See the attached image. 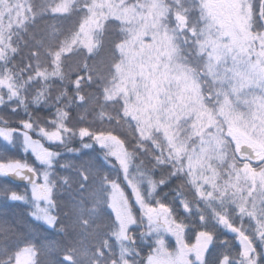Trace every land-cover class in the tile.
Returning <instances> with one entry per match:
<instances>
[{
	"label": "snow or ice",
	"instance_id": "6c2138e0",
	"mask_svg": "<svg viewBox=\"0 0 264 264\" xmlns=\"http://www.w3.org/2000/svg\"><path fill=\"white\" fill-rule=\"evenodd\" d=\"M246 2L240 4V26L235 32L239 39H226L224 29L215 24L202 27L199 19L189 25L191 9L185 10V43L192 45L200 61L198 67L177 66L174 60L187 58L173 57L167 65L165 82L170 87L163 89L168 105L161 125L163 137L151 135V125L145 127L140 120L141 131L133 137L137 142L129 147L128 139L118 133L83 124L70 127L67 110H58L57 120L49 121L51 130L40 126L38 139L31 136L35 130L31 119L12 130L23 137L24 158L0 160V209L23 207L27 223L20 231L0 219V264H17L21 250L30 257V264H75L72 253L61 252L55 241L42 237L49 230H66L58 214L57 194L70 178L56 172L60 153L46 144H64L67 133L76 135L83 149L92 150L95 145L106 161L115 162L113 178L95 167L91 158L83 160L77 168L78 188L88 200L112 191L110 220L118 228L112 232L117 240L126 235L128 223L136 222L135 202L147 224L142 242L151 239L145 264H264V0H251L247 11ZM63 7L59 4L52 10ZM85 7L91 11L94 6ZM257 18L261 27L253 33L250 29ZM209 36L218 41L215 47ZM56 58L61 59L59 51ZM83 67L91 81L86 61ZM81 79L77 76L72 81L74 88L79 89ZM249 87L259 93L245 91ZM181 119L187 128L178 123ZM8 136L0 128V138ZM147 143L160 154L147 149ZM137 150L147 151L152 163L137 162ZM171 161L175 163L169 166ZM68 166V162L61 163V167ZM157 166L159 177L154 175ZM172 183L175 186L169 190L175 195L165 200L168 192L162 189ZM125 185L133 193L131 198ZM117 190L123 193L128 223L120 220ZM169 238L175 241V249L169 248ZM103 256L98 251L92 259L100 264ZM112 264H119V259Z\"/></svg>",
	"mask_w": 264,
	"mask_h": 264
},
{
	"label": "trees",
	"instance_id": "16d2710c",
	"mask_svg": "<svg viewBox=\"0 0 264 264\" xmlns=\"http://www.w3.org/2000/svg\"><path fill=\"white\" fill-rule=\"evenodd\" d=\"M118 1L121 2L0 0V128L11 130L8 137L0 138V160L24 158L20 151L23 137L12 132L19 127L21 121L27 122L31 119L35 128L31 136L38 139L39 127L47 126L51 130L52 125H49V121L57 120L58 110L70 112L67 120L70 127L76 128L83 124L94 130L118 133L128 139L129 147L137 142L133 137L141 131L138 126L140 120H143L145 127L151 125L149 129L151 135L163 137L164 130L161 127L163 123L157 126L162 128L158 130L147 119L153 114L140 112L145 114L146 120L137 113L140 97L145 101L148 93L152 99L156 96L157 90L154 91L155 88L149 81L153 66L151 57L156 59L161 53L156 51V45L142 44L151 36L146 35L144 31L140 32L143 27L140 22H133L129 19L130 16L128 22H122L113 14L117 7H127L131 4H136L138 12L143 0ZM159 1L164 8L162 28L172 35L174 49L178 52L175 57L187 58L186 61L182 59L175 61L178 65L190 63L197 66L200 58L192 45L185 43L187 32L184 12L191 9L188 24L191 25L193 20L199 19L202 27H205V23L206 26L209 22L212 23L210 15L215 18L216 13H212L208 8L209 13H206L204 8L206 0ZM100 3L102 5L98 6ZM250 3L251 0H247L245 5L248 6ZM59 4L65 7L53 11L52 9ZM85 5L94 6L93 10L90 11ZM225 11L230 12L229 8ZM97 13L100 17L91 30L90 41H86L80 28L84 22L91 21L92 18L95 20ZM132 14L136 15V12ZM120 17L122 18L121 15ZM136 17L138 18L137 15ZM260 27L257 18L250 31L254 33ZM130 37L131 43L125 47ZM135 37L138 40L133 42ZM143 47H146L145 52L141 50ZM171 50V44H164L160 52L168 54ZM58 51L60 60L56 58ZM127 51L129 55L126 54ZM133 53L141 54L133 60ZM85 61L91 69V81L89 72L83 67ZM77 76L83 77L79 89L74 88L72 84ZM122 88L129 92L123 93ZM162 92L164 95L157 100L156 105L161 108L159 113H163L166 119L165 109L168 105L164 90ZM81 97L83 103L80 102ZM240 110L244 111L242 107ZM178 123L187 128L184 119ZM180 135L183 136L184 133L181 132ZM84 142L90 143L88 140ZM46 146L60 153L56 172L70 179L67 185L60 187L57 194V200L60 202L58 214L66 230L59 233L49 230L42 234V237L55 241L61 252L72 253L75 264H97L92 257L98 251L104 252L100 264H112L113 259H119V264H125V261L129 264H144V257L148 255L151 247V239H148L147 243L142 242L141 233L145 230L142 227L140 209L136 207L135 202H133L135 221L139 224L135 222L128 225L126 235L117 240L112 232L118 231V228L114 227L110 220L113 215L109 206L112 191L103 193L97 200H88L85 199L86 193L78 188L77 168L83 160L91 158L95 167L113 178L116 176V170L112 167L115 162L106 161L102 150L95 145L92 150L83 149L80 139L70 133L65 134L64 144ZM146 147L160 154L152 143H147ZM77 150L80 154H77ZM137 151L139 152L137 162L141 159L146 163L152 162L147 151ZM28 158L31 161L30 154ZM63 162H68L70 166L61 167ZM172 163L175 161H171L169 166ZM160 174L161 171L157 173ZM20 186L23 187V184ZM174 186L172 183L162 189V192H168L165 200L175 195L169 190ZM125 191L129 198L133 196L126 185ZM185 194L190 195L188 192ZM81 207L84 209L83 212L80 211ZM0 219L7 220L20 231L25 230L27 217L23 207L0 209ZM84 221H87V224ZM245 223L249 222L245 220ZM169 241V248L174 249L175 241L171 238ZM23 252L25 251L21 250L17 257Z\"/></svg>",
	"mask_w": 264,
	"mask_h": 264
},
{
	"label": "rangeland",
	"instance_id": "374dc122",
	"mask_svg": "<svg viewBox=\"0 0 264 264\" xmlns=\"http://www.w3.org/2000/svg\"><path fill=\"white\" fill-rule=\"evenodd\" d=\"M107 1H115V2H121L118 0H107ZM240 4H241V0H206L204 3V8L206 13L208 12V9L212 11V13H216V17L214 18L213 15L211 16V22L208 23V25H212L215 24L217 25L219 28L224 29L225 32L227 33L226 35V39L228 38V36H232L234 39H239V37H236L235 32L236 29L239 28V19H240ZM102 3H100L98 6H101ZM136 4H131L127 7L123 6V7H117L114 11L113 14L115 16H117L122 22L126 21L128 22V16H130V20H132L133 22H140V24H142V29L140 32H143L148 35L151 36L149 40L146 41V43H142L143 45L149 43L151 45H156V51L158 53H161L160 55L156 56V59L151 57V59H153L152 63L153 66L150 70V79L149 81L152 83V87H154V91L157 90L156 96L154 97V99L151 98L150 94H147V98L146 100H142L141 97L139 99L140 105L139 108L137 109V113L140 112H144V113H148L150 112V114H153L151 117L147 118L149 119V122H151L152 126L156 127V129H162V128H158L157 126H159L160 123H164L165 122V118L163 113H159V111L161 110V108L159 109V106L156 105L157 100H159V98H161L164 93L162 92L163 88H169L170 85L168 83H166L165 81L167 79H169V73L167 71V65L169 63V61L173 60V57H175V55H178V52L174 49V45L172 42V35H170L169 33L166 32V30H163L162 26L163 25V6L161 4V2L159 0H143V3L139 5L140 10L137 12V9L135 8ZM107 7V6H106ZM105 7V8H106ZM208 8V9H207ZM229 8L230 12H226L225 9ZM245 9H248V6L245 5ZM138 16V18L136 17V15L132 14L135 13ZM209 13V12H208ZM120 15L122 16V18L120 17ZM100 17V14L97 13V17L95 18V20L92 18L91 21H86V23L84 22V24H82V27L80 28L81 34L83 35V39H85L86 41H90L91 39V30L92 28L96 25V20ZM161 19H162V23H161ZM206 26V23L204 24ZM149 33H148V32ZM136 40H138L137 37H135L133 39V42H135ZM207 40L209 42L212 43L213 47H215L218 44V41H215L212 39L211 36L207 37ZM132 41V37H130L125 45V47L129 46V44ZM164 44H171V52H169L168 54L164 53V52H160V50H163ZM124 47V45H123ZM122 47V48H123ZM144 52L146 51V47H143ZM142 52V53H144ZM126 54H130L128 51L126 52ZM133 60H135V58L137 56H139L141 53H133ZM253 59H255V57H253ZM200 61V60H199ZM131 62V61H130ZM131 63H134L133 61ZM130 63V64H131ZM174 63L179 66L177 64V62L174 60ZM132 65V64H131ZM199 64H197L198 66ZM162 85V88H161ZM135 86V85H134ZM255 90L257 93H259V89H252L251 87L246 88L245 91L247 92H251ZM121 91L123 93H127L129 92L128 90L125 89H121ZM135 94V93H134ZM136 95V94H135ZM155 108V111H154ZM135 110V109H133ZM136 111V110H135ZM242 111V110H240ZM144 113H140L139 115L142 118H145V114ZM217 119H222V117H216ZM146 119V118H145ZM146 119V120H147ZM6 132H8L10 134L11 130L8 128H3ZM24 131V130H22ZM6 166V165H5ZM113 194V193H112ZM114 203V197L111 196V200L109 203L110 208H112ZM115 204L117 207L121 208V215H120V220H122L125 223H128L129 220V216L127 214V212H125L122 208L123 205V193L120 192L119 190H117L115 192ZM136 223L139 224V222L136 221ZM143 223V229L146 232L147 229V224ZM131 223H128V225H130ZM139 227V225H138ZM138 227H136L137 229H139ZM172 246V245H170ZM175 248L177 247L176 243H175ZM174 248V249H175ZM166 251V250H163ZM17 264H29L30 263V257L28 256V254L26 252L21 253L17 259ZM129 264V263H128ZM145 264V263H144ZM157 264H160V262H157Z\"/></svg>",
	"mask_w": 264,
	"mask_h": 264
},
{
	"label": "clouds",
	"instance_id": "9594fccd",
	"mask_svg": "<svg viewBox=\"0 0 264 264\" xmlns=\"http://www.w3.org/2000/svg\"><path fill=\"white\" fill-rule=\"evenodd\" d=\"M152 162H149V163H147V164H151ZM158 172H160V167L159 166H157V168H156V170H155V172H154V175H156L157 177H159L160 175H157V173ZM63 223V222H62ZM54 233H59V232H54ZM123 259V258H122ZM125 264H128V262L127 261H125Z\"/></svg>",
	"mask_w": 264,
	"mask_h": 264
},
{
	"label": "water",
	"instance_id": "95a60500",
	"mask_svg": "<svg viewBox=\"0 0 264 264\" xmlns=\"http://www.w3.org/2000/svg\"><path fill=\"white\" fill-rule=\"evenodd\" d=\"M18 183H22V182H18Z\"/></svg>",
	"mask_w": 264,
	"mask_h": 264
}]
</instances>
